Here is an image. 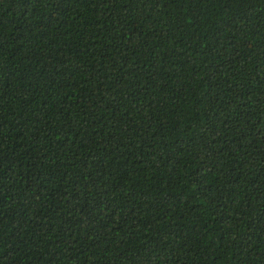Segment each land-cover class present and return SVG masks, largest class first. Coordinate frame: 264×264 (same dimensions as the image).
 I'll use <instances>...</instances> for the list:
<instances>
[{"label": "trees", "instance_id": "16d2710c", "mask_svg": "<svg viewBox=\"0 0 264 264\" xmlns=\"http://www.w3.org/2000/svg\"><path fill=\"white\" fill-rule=\"evenodd\" d=\"M0 264H264V0H0Z\"/></svg>", "mask_w": 264, "mask_h": 264}]
</instances>
